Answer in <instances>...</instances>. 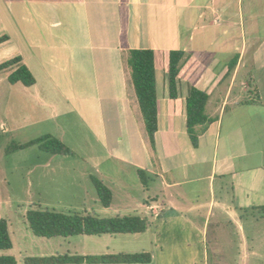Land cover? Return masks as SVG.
Listing matches in <instances>:
<instances>
[{
    "label": "crops",
    "instance_id": "1",
    "mask_svg": "<svg viewBox=\"0 0 264 264\" xmlns=\"http://www.w3.org/2000/svg\"><path fill=\"white\" fill-rule=\"evenodd\" d=\"M247 8L245 22L241 0H0V61L19 56L29 69L26 88L55 124L49 134L63 142L61 115L80 123L83 160L101 181L116 171L138 179L121 182L115 212L151 217L150 263H264L242 226L264 219V10ZM142 48L154 52L153 147L126 63ZM171 50L183 52L175 98ZM190 87L207 94L211 120L195 146L185 127Z\"/></svg>",
    "mask_w": 264,
    "mask_h": 264
},
{
    "label": "rangeland",
    "instance_id": "2",
    "mask_svg": "<svg viewBox=\"0 0 264 264\" xmlns=\"http://www.w3.org/2000/svg\"><path fill=\"white\" fill-rule=\"evenodd\" d=\"M256 12L264 10V0H241L242 15L246 22L251 4ZM257 34H261V30ZM8 49H2L5 53ZM4 60H1L2 62ZM11 68L0 71V219L7 222L12 243L10 249L0 250V255L11 256L16 264H25L26 257H43L56 254L98 255L104 253L148 252L152 249L149 232L137 234L74 235L68 237H37L33 235L25 219L29 209L52 210L62 213L96 214L100 217L116 215H139V210L116 211L122 181L139 184L132 172H110V180L102 183L113 192L110 212L102 213V207L91 183V176L101 180L83 160L85 148L89 146L83 126L61 115L63 144L74 151L73 155L50 154L37 144L14 149L44 135H50L55 124L33 101L34 92L16 83L9 84L6 76ZM31 90V91H30ZM35 95V94H34ZM52 136V135H51ZM54 137V136H53ZM100 169L115 167L111 162H102ZM133 188V187H131ZM132 191V190H131ZM142 193L132 191L133 198L140 199ZM125 213V214H123ZM260 214H254L257 218ZM249 245H257L264 254V219L249 217L242 220ZM256 246V248H257ZM148 250V251H147ZM212 251L209 250V254ZM210 254V256H211ZM212 263V256L209 259ZM147 264H155L147 263ZM264 264V263H262Z\"/></svg>",
    "mask_w": 264,
    "mask_h": 264
},
{
    "label": "trees",
    "instance_id": "3",
    "mask_svg": "<svg viewBox=\"0 0 264 264\" xmlns=\"http://www.w3.org/2000/svg\"><path fill=\"white\" fill-rule=\"evenodd\" d=\"M7 40L6 35L0 36V44ZM183 56L179 50L168 52L167 85L170 98L176 97V76L178 63ZM127 66L130 69L131 82L138 101L140 113L144 123L150 146L153 147V135L156 131L157 99L154 81V52L149 48L131 49L127 52ZM11 68L6 81L14 85L20 83L24 87L32 86L35 79L29 69L20 62L19 56L0 62V71ZM207 94L197 88L190 87L185 97V127L193 146L197 137L206 129L210 119L204 113ZM37 144L39 148L50 154L73 155L69 149L57 138L44 135L24 144L14 145L13 148H23ZM138 178L144 184V172L137 170ZM98 201L103 208H107L112 199L111 191L101 180L90 176ZM25 219L30 232L37 237H68L74 235L101 234H137L145 232L152 224L150 216L123 215L114 217H100L96 214L62 213L52 210L29 209ZM12 246L7 222L0 219V250L10 249ZM151 261L148 252L136 253H104L98 255L56 254L43 257H26L25 264H147ZM0 264H16L11 256L0 255Z\"/></svg>",
    "mask_w": 264,
    "mask_h": 264
}]
</instances>
